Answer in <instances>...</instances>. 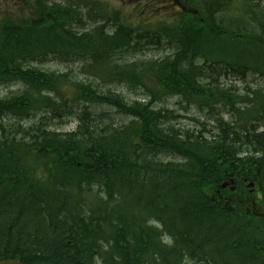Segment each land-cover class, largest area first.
I'll return each mask as SVG.
<instances>
[{"label":"trees","instance_id":"1","mask_svg":"<svg viewBox=\"0 0 264 264\" xmlns=\"http://www.w3.org/2000/svg\"><path fill=\"white\" fill-rule=\"evenodd\" d=\"M66 9L0 19V83L25 87L0 98V260L264 264V89L253 92L257 105L240 110V94L207 69L225 65L264 79V14L226 21L212 4L191 0L200 14H175L149 30L120 14L87 18ZM89 22L99 23L87 29ZM163 35L174 42L170 54L121 62L142 40L159 45ZM50 56L76 57L88 73L145 89L147 100L25 66ZM168 96L237 117H215V130L180 128L179 115L155 108ZM82 104H106L129 121L117 125L112 113L89 107L78 113ZM37 112L73 115L76 127L51 129L46 116L8 132L1 123ZM232 177L236 189L223 187Z\"/></svg>","mask_w":264,"mask_h":264},{"label":"rangeland","instance_id":"2","mask_svg":"<svg viewBox=\"0 0 264 264\" xmlns=\"http://www.w3.org/2000/svg\"><path fill=\"white\" fill-rule=\"evenodd\" d=\"M93 0H78V3L83 7L86 14H82L83 17L89 18V14L87 13L88 10L90 11V7L94 4V8H102L104 6L102 3H99L100 0H95L94 3L88 8L86 7L85 3H91ZM104 1V0H103ZM228 1V5L231 6L232 11H228L223 14H220L226 21H229L230 18H239L240 14H247L249 8L244 5L246 2L252 1V4L257 2V5L264 6V0H226ZM77 3V2H76ZM234 3H237V6L234 5ZM114 7H118V4H114ZM256 6V5H255ZM253 6V8H255ZM7 8H10L11 10L14 9L13 3H8L5 1L0 0V17L4 18L5 16H12V17H23L28 14H8L10 12ZM125 20L129 21L134 27L136 28H149V24L145 23L143 26L138 25L141 22H150L152 19V14H120ZM157 17H159V21L155 22L154 25L164 23L166 22V14H156ZM246 16V15H245ZM156 17V19H157ZM101 17L99 20L101 21ZM99 21V22H100ZM99 22L92 23L89 22V26H87V29L94 28ZM114 24V22H112ZM112 29V26H111ZM110 28H108V32L111 31ZM80 31H83L85 29H79ZM158 39V38H157ZM147 38L146 40H142L144 43L147 44ZM164 42V40H162ZM144 49V50H143ZM242 50V49H241ZM173 52L172 48L170 49H155L152 45L148 44L145 48L142 47L138 52L135 53H127L124 54L123 58L121 59V62H135L136 60H149V59H158L161 57H164L165 55L170 54ZM76 57L68 58L67 62H63L55 58V56H50L45 60H37L32 62H27L25 66H34L38 67L42 70L55 72L58 74H65L70 73L75 80L79 81H89L91 82L98 90L100 91H106V90H112L116 92L117 94H122L121 96L125 97L129 101L133 100H141L145 101L147 98H145V94L147 91L145 89H133L126 83H120V82H112L105 77V75L101 74H92L88 73L90 70L89 68L84 69V66H86L84 61L79 60ZM199 63H202L200 61ZM87 67V66H86ZM104 65L102 66V68ZM218 72H212L211 68L207 66V69L210 71V73H214L215 75L219 76V80H221V83L226 86V88L232 89V91L240 94V97L237 99L239 103L237 106L240 110L246 109L249 106H252L254 104L257 105L258 102L255 100L254 90H258L259 88L264 89V79L259 76L258 74H254L253 72H248L245 77L240 76L241 72L229 69L227 66L223 65V67H218ZM222 73V74H219ZM24 86L22 85V82H14V83H0V98L12 96L15 94H19L24 90ZM52 94H54L52 92ZM246 99V100H242ZM84 104L82 106L77 107V112H81L83 110H87L86 108L89 107V110H92L95 114H99L100 112L106 111L112 113L110 115L112 117L113 122H116L117 125H120L122 123H125L129 121V118L121 113H119L115 108H110L108 105H95V104H89L85 107ZM155 108L158 109H168L171 111H174L175 114L179 115V117L174 121L175 125L180 128L184 129H190V130H200L204 126L208 130H215L216 129V119L217 116H222L225 120L232 121L235 120L237 116H232V111L228 109H219L216 110L215 113L211 112L209 108L207 107H199L196 104L189 103L187 101L182 100L181 98L177 96H168L165 97L162 100L155 102ZM67 109H69L67 107ZM75 107H71V110L74 111ZM44 116L48 117V125L51 129L58 130V131H69L76 127V120L72 119L74 116L72 115V118H68L65 120H59L58 119V113H44V112H37L36 114H33L30 118L19 120L14 117H10L8 119H4L1 123L3 127H6V132L13 129L15 126L22 125L24 128L35 126L38 122H40ZM45 117V118H46ZM230 182L226 184V186H230ZM225 186V187H226ZM249 188H252V186L249 184ZM234 189H236V183H234ZM158 224V223H157Z\"/></svg>","mask_w":264,"mask_h":264},{"label":"flooded vegetation","instance_id":"3","mask_svg":"<svg viewBox=\"0 0 264 264\" xmlns=\"http://www.w3.org/2000/svg\"><path fill=\"white\" fill-rule=\"evenodd\" d=\"M13 3L14 9L7 8L8 14H49V8L58 5L72 8L70 4L78 0H1ZM109 4L110 11L116 14H190L191 0H104ZM215 3H224L225 0H214ZM118 4V7H114ZM50 5V6H48ZM67 10V9H66ZM59 12V10H57ZM72 10H67L71 14ZM200 14V13H199Z\"/></svg>","mask_w":264,"mask_h":264},{"label":"water","instance_id":"4","mask_svg":"<svg viewBox=\"0 0 264 264\" xmlns=\"http://www.w3.org/2000/svg\"><path fill=\"white\" fill-rule=\"evenodd\" d=\"M0 264H25V263L17 258H6L0 260Z\"/></svg>","mask_w":264,"mask_h":264},{"label":"bare ground","instance_id":"5","mask_svg":"<svg viewBox=\"0 0 264 264\" xmlns=\"http://www.w3.org/2000/svg\"><path fill=\"white\" fill-rule=\"evenodd\" d=\"M93 14V13H92ZM64 108V107H63ZM67 109V108H66ZM69 110V109H68ZM61 112V111H60ZM66 112V111H65ZM56 113V112H55ZM64 113V112H63ZM59 114V113H58Z\"/></svg>","mask_w":264,"mask_h":264}]
</instances>
